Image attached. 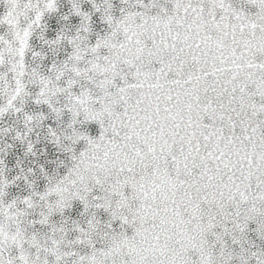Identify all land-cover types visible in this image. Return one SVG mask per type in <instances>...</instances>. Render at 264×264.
Listing matches in <instances>:
<instances>
[{
  "label": "snow or ice",
  "instance_id": "snow-or-ice-1",
  "mask_svg": "<svg viewBox=\"0 0 264 264\" xmlns=\"http://www.w3.org/2000/svg\"><path fill=\"white\" fill-rule=\"evenodd\" d=\"M0 264H264V0H0Z\"/></svg>",
  "mask_w": 264,
  "mask_h": 264
}]
</instances>
